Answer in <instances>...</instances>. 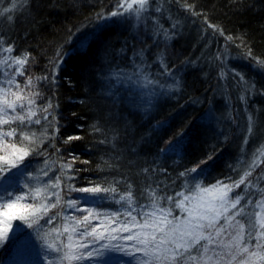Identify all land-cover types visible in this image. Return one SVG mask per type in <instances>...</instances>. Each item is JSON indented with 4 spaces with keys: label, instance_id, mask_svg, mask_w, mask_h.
<instances>
[{
    "label": "trees",
    "instance_id": "16d2710c",
    "mask_svg": "<svg viewBox=\"0 0 264 264\" xmlns=\"http://www.w3.org/2000/svg\"><path fill=\"white\" fill-rule=\"evenodd\" d=\"M185 3L194 5V10L201 15L194 16L180 7ZM13 4L16 7L11 12L0 15V37L3 38L0 48L12 45L14 51L7 53L10 56L31 53L29 64L25 66L26 74L43 76L48 60L57 49L63 46L67 53L58 72L54 103L59 106L56 113L59 125H63L59 136L63 139L73 135L82 137L69 145L57 140L65 161L69 159V152L79 157L74 165L81 169L74 181L76 187L93 186L88 181L95 182L99 176L108 175L118 181L116 187L123 194L129 190L127 181H131L133 206L138 208L137 201L145 206L151 203L150 193L145 191L141 196V190L155 189L157 184L168 185L169 193L180 190L183 178H178V173L208 153H212L214 159L209 164L210 173L199 178L204 187L228 176L238 179L248 170L254 154L260 156L264 152V132L257 130L264 120V94H260L264 91V67L241 55L251 48L254 56L264 59V0H179V3L177 0H149L150 12L156 5L162 8L163 15L152 13L155 20L148 14L141 20L127 15L113 17L99 25L95 14L115 10V0H0V12L12 8ZM8 16L13 19L9 21ZM176 21L179 22L178 34L167 44L154 43V25L158 23L171 31V23ZM84 25L86 27H82ZM210 25L217 26L223 35ZM78 28L81 31L77 32ZM70 33L75 35L70 36ZM229 35L234 43L225 40ZM69 39L71 43L67 42ZM81 40L86 41L84 49L80 48ZM241 41L246 47L241 46ZM225 47L226 69L240 73L249 84L254 83L257 95L245 93L233 80L231 72L220 79L221 65L213 58ZM137 52H143L144 64L134 55ZM161 62L173 70L178 83L166 77ZM14 71L12 67L6 72L8 78ZM16 79L24 84L22 77ZM161 84L167 91L159 87ZM36 90L45 98L53 94L41 82H36ZM241 94L245 95L246 103L239 100ZM37 103L42 101L38 99ZM249 114L260 121V126L251 124L250 133ZM159 121H167L171 127L166 131L157 130ZM94 126L99 131H95ZM179 128L187 132L184 155L158 157L163 141ZM36 130L39 131V127ZM242 139H247V143L237 147ZM44 159L26 157L19 171L12 169V175L0 174V204L28 193L25 184L31 188L40 186L30 183L27 174L41 169ZM260 159L264 160V156ZM85 160L89 163H81ZM154 160L158 163H151ZM97 165L103 169L102 173L96 170ZM145 167L149 172L143 171ZM161 168L167 169V175ZM262 174L264 163L250 177L256 187L249 188V192H257V195L246 208L251 221H243L246 229L252 225L259 229L264 221V204L256 203L258 189H264V179H258ZM160 194L156 189V195ZM79 195L83 194L73 193L72 198ZM24 202H33L32 197L26 196L25 201H21ZM102 206L122 211L120 205L111 200L104 201ZM60 210L53 209L52 213ZM54 223L60 227L63 220L58 217ZM92 223L100 224V221ZM17 225L21 226L20 231H15ZM48 227L51 226H46L45 230ZM13 230L9 232V240L0 243V264H48L52 256L45 239L21 220L15 222ZM46 239L51 242L50 237ZM140 255L106 252L95 264H139Z\"/></svg>",
    "mask_w": 264,
    "mask_h": 264
},
{
    "label": "snow or ice",
    "instance_id": "6c2138e0",
    "mask_svg": "<svg viewBox=\"0 0 264 264\" xmlns=\"http://www.w3.org/2000/svg\"><path fill=\"white\" fill-rule=\"evenodd\" d=\"M15 7L13 4L12 8L3 9L0 15L11 12ZM180 7L194 16L201 15L194 10L195 6L192 4L185 3ZM152 13L163 15L161 6L152 7L150 12L149 0H115V10L107 13L101 10L95 14L94 19L97 25L113 17H125L126 14L137 20L148 14L155 20ZM12 19L8 16L9 21ZM178 24V21L171 23V31L155 24L154 43L170 42L178 34ZM210 27L223 35L217 26ZM79 31L81 29L78 28L77 32ZM74 35L75 33H70V36ZM2 39L0 37V42ZM225 40L234 43V38L230 35ZM67 42L71 43V39ZM79 45L84 49L86 41L81 40ZM241 46L246 47L243 41ZM0 51L12 53L14 47L9 45L0 48ZM134 55L141 64L145 63L143 52ZM241 55L253 60L257 66L264 67V59L254 56L251 48H247ZM30 56L31 53L23 52L20 56L6 55L0 60V64L15 68L5 83L0 84V174L9 172L12 175V169L19 171L26 157L39 156L45 159L41 169L27 174L30 183L35 182L40 186L31 188L25 184L28 193L17 195L15 199L0 204V243L9 240V232L14 231L12 222L21 220L37 236L45 239L52 256L48 264H95L97 258L106 252H119L133 257L139 253V264H264V221H261L259 229H255V225L246 229L243 222L249 220L246 208L252 205V197L257 195V192H249V188L256 187L250 177L264 163L260 159L264 152L260 156L254 154L248 170L240 174L238 179L228 176L204 187L199 178L210 173L209 164L214 159V155L208 153L178 173V178H183L180 190L169 193V186L160 184L155 189L141 190V196L145 195V191L150 193L151 203L145 206L137 201L138 208L133 206L132 183L127 181L126 176L124 179L129 190L123 194L116 187L118 181L110 179L108 175L99 176L95 182L88 181L93 186L76 187L74 181L81 169L74 168V165L79 157L69 152V159L65 161L61 148L57 146V140L69 145L82 137L73 135L63 139L59 136L60 127L63 125H59L56 114L59 106L54 103L58 72L67 53L63 51V46L57 49L48 60L45 74L37 77L26 74L28 69L25 66L29 64ZM213 59L221 65L220 79L231 72L233 80L245 93L254 94V83L249 84L240 73L226 69L227 47L223 51L218 50ZM161 66L166 77L178 83L173 70L162 62ZM16 77H22L24 84L21 85ZM36 82L43 83L53 94L45 98L36 90ZM159 87L167 91L163 84ZM260 94H264V91ZM38 99L42 101L41 104L37 103ZM239 100L246 103L245 95L241 94ZM251 124L252 117L249 114V133L252 130ZM37 127L39 131L36 130ZM170 127L167 121L156 124L157 130L166 131ZM94 129L99 131L98 127L94 126ZM186 139V129H177L163 141L164 147L158 149V157H182ZM244 143H247V139ZM81 163L89 162L85 160ZM151 163L156 164L158 160ZM57 168L59 171L55 170ZM96 170L103 172L99 165ZM143 171L147 173L149 168L145 167ZM160 171L167 175V169L161 168ZM10 176L5 177V180ZM258 179H264V174ZM156 189L160 190L159 196L156 195ZM238 189L241 190L237 191ZM73 193L83 195L72 198ZM258 193L256 203L264 204V189H258ZM7 195L11 197L12 193ZM26 196H31L33 202L21 203ZM106 200L120 205L122 211L103 207ZM57 208L61 210L52 213ZM65 209L70 211L65 212ZM77 213L83 215L78 216ZM58 217L63 220L60 227H56L54 223ZM93 221H100V224L94 225ZM113 224L116 226L112 227ZM46 226L51 227L45 230ZM20 230L21 226L17 225L15 231ZM49 237L51 242L46 239Z\"/></svg>",
    "mask_w": 264,
    "mask_h": 264
},
{
    "label": "rangeland",
    "instance_id": "374dc122",
    "mask_svg": "<svg viewBox=\"0 0 264 264\" xmlns=\"http://www.w3.org/2000/svg\"><path fill=\"white\" fill-rule=\"evenodd\" d=\"M128 14H126L125 16H127ZM110 20V19H109ZM8 55L7 53H2V51H0V60H3L4 57ZM10 69V68H9ZM8 69V65H4V64H0V84H4L5 81L8 79V74H6V72L9 70ZM258 94V93H257ZM256 92L254 91V94L252 95H257ZM260 121L258 120V118H255L254 115H252V123L255 124V126H260ZM248 124V123H247ZM257 130L259 131V133H263L264 132V120L261 121V128L260 130L257 128ZM258 136V134H257ZM255 138V137H254ZM239 146L237 147H242L244 145V141L243 139L240 140V143L238 144ZM17 220H14L12 222V227H14V224ZM14 223V224H13Z\"/></svg>",
    "mask_w": 264,
    "mask_h": 264
}]
</instances>
